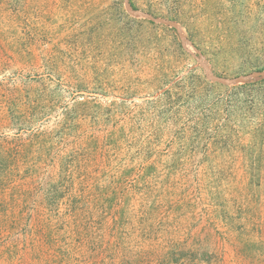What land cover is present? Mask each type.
I'll return each instance as SVG.
<instances>
[{"label": "rangeland", "instance_id": "obj_1", "mask_svg": "<svg viewBox=\"0 0 264 264\" xmlns=\"http://www.w3.org/2000/svg\"><path fill=\"white\" fill-rule=\"evenodd\" d=\"M130 1L264 70V0ZM0 264H264V77L125 0H0Z\"/></svg>", "mask_w": 264, "mask_h": 264}, {"label": "water", "instance_id": "obj_2", "mask_svg": "<svg viewBox=\"0 0 264 264\" xmlns=\"http://www.w3.org/2000/svg\"><path fill=\"white\" fill-rule=\"evenodd\" d=\"M125 6L127 8V10L135 15V16H142V17H146L149 18L151 21L156 22V23H162L171 27H174L178 30L180 39H181V43H182V47L184 48V50L188 53H190L197 61L198 63L204 68L205 70V75L207 78L216 81V82H220L223 84H233V83H241V82H245L248 80H251L253 78H257V77H264V70H259V71H254L251 72L249 74H245V75H240V76H236L233 78H227V77H222L219 76L217 74H215L207 65V63L203 60V58L196 52V50H194V47L190 44V42L188 41V39L186 38V36L183 34V32L181 31L179 25L177 22L175 21H171V20H167L164 18H159V17H155L149 13H146L140 9L135 8L130 0H125ZM191 46V47H190Z\"/></svg>", "mask_w": 264, "mask_h": 264}, {"label": "bare ground", "instance_id": "obj_3", "mask_svg": "<svg viewBox=\"0 0 264 264\" xmlns=\"http://www.w3.org/2000/svg\"><path fill=\"white\" fill-rule=\"evenodd\" d=\"M18 2V1H17ZM22 2V1H21ZM25 3V2H24ZM29 3V2H28ZM31 4H34L33 2L31 3ZM26 5V4H25ZM29 6H30V4H29ZM56 12V11H55ZM55 14V15H54ZM51 17H55V18H58V15L56 14V13H54ZM60 18V17H59ZM54 19V18H53ZM55 21H57V20H55ZM54 21V22H55ZM87 28V27H86ZM86 31V30H85ZM80 33V32H79ZM74 34V33H73ZM69 36V35H68ZM44 52H46V51H44ZM13 90V89H12ZM11 95V94H10ZM20 95V94H19ZM26 95V94H25ZM15 96V95H14ZM17 96H18V94H17ZM27 96V95H26ZM20 97V96H19ZM30 97V96H29ZM16 98V97H15ZM23 98V97H22ZM20 99V98H19ZM38 99V98H37ZM40 99V98H39ZM17 100H18V98H17ZM41 100V99H40ZM35 101V100H34ZM30 102V101H29ZM33 102V101H32ZM31 103V102H30Z\"/></svg>", "mask_w": 264, "mask_h": 264}]
</instances>
